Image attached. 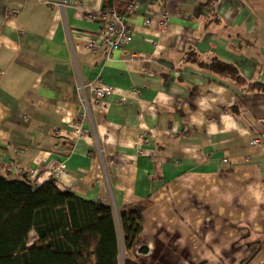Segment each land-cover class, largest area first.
Segmentation results:
<instances>
[{"label":"crops","instance_id":"crops-1","mask_svg":"<svg viewBox=\"0 0 264 264\" xmlns=\"http://www.w3.org/2000/svg\"><path fill=\"white\" fill-rule=\"evenodd\" d=\"M49 1L0 0V178L63 162L61 191L117 216L148 202L142 264H264V92L201 65L264 85V0ZM128 1L131 42L89 53V15ZM99 79L111 94L85 107Z\"/></svg>","mask_w":264,"mask_h":264},{"label":"trees","instance_id":"trees-1","mask_svg":"<svg viewBox=\"0 0 264 264\" xmlns=\"http://www.w3.org/2000/svg\"><path fill=\"white\" fill-rule=\"evenodd\" d=\"M128 3L110 8L124 12ZM201 65L264 92V85L247 83L231 64ZM55 181L37 186L26 174L21 180L0 178V264H142L137 253H146L138 246L148 202L124 206L117 216L109 206L61 191Z\"/></svg>","mask_w":264,"mask_h":264},{"label":"built area","instance_id":"built-area-1","mask_svg":"<svg viewBox=\"0 0 264 264\" xmlns=\"http://www.w3.org/2000/svg\"><path fill=\"white\" fill-rule=\"evenodd\" d=\"M133 11L134 6L133 3L130 2L126 5L124 12H119L116 9L110 8L96 12L95 14H90L89 18L98 21L99 27L95 34V40L89 41L85 46L88 52L93 55L102 52L106 58H110L115 51L128 45L132 40V32L128 25V19L134 13ZM16 12L17 11H12L11 15L13 17L16 16ZM168 16V12L163 11L162 16L158 20V25L161 30L165 28L168 22ZM145 23L151 25V19H146ZM131 58H144V56L140 54H132ZM85 90H88V95L85 93ZM79 92L82 104L85 107H88L90 104H101L103 100L111 94V88L99 79L87 86H81ZM81 117L83 118V115ZM262 123L264 124V119L262 120ZM74 127L79 136L85 134V130L81 127L80 122L75 124ZM252 145L261 146V142L258 139H255L252 141ZM226 161L227 160H224V162ZM39 172H43L50 178L56 180L65 174L66 166L63 162H56L42 170L29 169L27 170L26 175L30 179H34L38 176Z\"/></svg>","mask_w":264,"mask_h":264},{"label":"rangeland","instance_id":"rangeland-1","mask_svg":"<svg viewBox=\"0 0 264 264\" xmlns=\"http://www.w3.org/2000/svg\"><path fill=\"white\" fill-rule=\"evenodd\" d=\"M34 238H35V235H34V233H31V235H30V239H29V244H31L32 242H33V240H34ZM123 247H122V254H123Z\"/></svg>","mask_w":264,"mask_h":264}]
</instances>
